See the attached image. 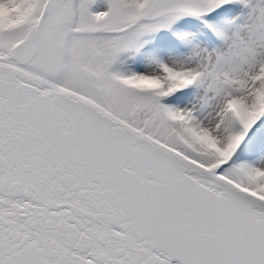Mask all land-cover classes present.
<instances>
[{
    "label": "snow or ice",
    "instance_id": "obj_1",
    "mask_svg": "<svg viewBox=\"0 0 264 264\" xmlns=\"http://www.w3.org/2000/svg\"><path fill=\"white\" fill-rule=\"evenodd\" d=\"M0 264H264V0H0Z\"/></svg>",
    "mask_w": 264,
    "mask_h": 264
}]
</instances>
